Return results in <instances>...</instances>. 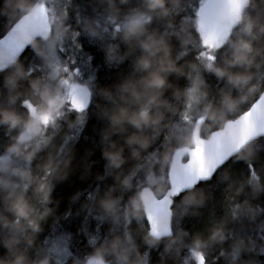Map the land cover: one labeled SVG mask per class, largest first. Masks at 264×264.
Segmentation results:
<instances>
[{"label": "trees", "instance_id": "16d2710c", "mask_svg": "<svg viewBox=\"0 0 264 264\" xmlns=\"http://www.w3.org/2000/svg\"><path fill=\"white\" fill-rule=\"evenodd\" d=\"M203 1L164 0L152 8L148 0H0V37L22 15L46 10L50 55L61 64L51 70L45 43L35 40L0 71V121L8 114L22 135L31 120L25 103L41 110V98L52 106L65 78L92 94L86 112L57 109L46 144L29 161L32 147L18 136L0 149L1 158L28 161L19 163L18 176L0 171V264H86L100 255L105 264H195L197 254L205 264H264V137L174 198L168 237L156 242L143 215L142 188L165 191L173 151L183 145L193 80L205 116L201 136L243 113L264 89V0L249 1L219 46L201 42ZM134 15L144 24L116 30ZM245 43L250 63L231 64ZM230 76L247 82L237 87ZM209 105L215 120L207 118ZM149 172L158 181L150 183ZM116 239L127 262L111 250Z\"/></svg>", "mask_w": 264, "mask_h": 264}, {"label": "water", "instance_id": "95a60500", "mask_svg": "<svg viewBox=\"0 0 264 264\" xmlns=\"http://www.w3.org/2000/svg\"><path fill=\"white\" fill-rule=\"evenodd\" d=\"M249 1L204 0L198 24L205 36L213 42L226 40L240 24ZM50 32L44 10L36 9L22 15L0 37V70L13 65L29 44L36 39H47ZM90 102V92L84 87H76L69 98V104L78 111L87 110ZM32 110L33 106L27 107L28 112ZM29 113L34 115L33 111ZM203 121L204 117H201L194 125L192 147H182L173 153L168 172L169 187L165 193L156 197L148 189L141 192L144 217L153 238L171 234L173 198L191 190L199 182L210 180L232 157L264 136V90L245 112L206 138L200 137ZM184 157L186 159L182 161ZM196 264H205L201 255L196 257Z\"/></svg>", "mask_w": 264, "mask_h": 264}, {"label": "rangeland", "instance_id": "374dc122", "mask_svg": "<svg viewBox=\"0 0 264 264\" xmlns=\"http://www.w3.org/2000/svg\"><path fill=\"white\" fill-rule=\"evenodd\" d=\"M43 7V6H41ZM145 22V17H143L142 15H134L131 17H127L123 20H121L120 22H116L114 24V27H118L119 31H123L125 33H129L131 32L134 28H137L141 25H143ZM51 25H52V20H51ZM200 31V37H201V42L203 45H210L213 44L215 46H219L220 43H210V41L204 36V34L202 33V31L199 29ZM45 44L43 45V47H45V49L47 48L48 51V55L46 57V60L48 63L52 64V69H56L57 67L61 66L60 64V60L58 59V57L56 55H50L52 53H54L55 51V43L51 42L50 40H47L44 42ZM67 60V57H66ZM51 67V65H50ZM52 73V72H51ZM68 78H65L63 80V92L60 95L59 99L57 101H55V103L50 106L47 107L46 104H43L44 102H41L42 99L40 98L39 100H36V102L42 105H40L42 107V109L40 110V107L37 108V113L35 111V114L32 117L30 116V113L32 114V111L27 112L29 114V118H31V120L27 123L26 129L25 131L22 133V135H17L21 124L19 125L18 128L13 127L12 125L6 126L3 125L2 127H0V149H2V147H5L6 145L9 146L10 144H12L14 138L19 139L20 143H26V146L32 147V149H30V155L28 154V156L26 157V159L29 161L30 157L32 156V153L40 148H42L47 140H45V135L47 134L46 129L51 125V120L54 117V114H56V111L59 107H63L64 104H67L66 109L69 108L70 110H73L72 107L69 105V98L70 95L72 94L73 89L75 88L74 84H71L70 81L68 83ZM198 84V82H197ZM197 84L194 83V80L192 82V84L189 87L188 93H187V105H186V110H185V115H184V123H185V128H186V132L180 137V143L185 145H188L191 143V131L192 128L194 126V123L196 121V119L198 117L201 116V113L198 110V100L196 98L198 92H199V87H197ZM200 84V83H199ZM78 85H83L85 87H87L89 90L90 88L86 85V84H78ZM28 105V104H27ZM82 119V117H81ZM25 125V124H24ZM189 130H188V129ZM54 131V130H52ZM13 132V133H12ZM48 139V138H46ZM45 140V141H44ZM19 142H17L16 144H18ZM15 153L19 151L20 146L16 145L15 146ZM18 154V153H16ZM12 160H8L7 158H1L0 157V171H2L3 173L7 174L11 173L14 176H18L19 170H17V166H20V164L23 163H27V162H23V160H19L17 158H11ZM20 163V164H19ZM19 164V165H18ZM6 169H10V170H6ZM10 171V172H9ZM22 180V178H20ZM147 179H149L150 183H154L156 181H158V178L154 177L151 175V173L149 172L147 175ZM163 183H160V186L162 187ZM159 187V188H161ZM92 259H96V258H92ZM91 263V261H88L86 264Z\"/></svg>", "mask_w": 264, "mask_h": 264}, {"label": "clouds", "instance_id": "9594fccd", "mask_svg": "<svg viewBox=\"0 0 264 264\" xmlns=\"http://www.w3.org/2000/svg\"><path fill=\"white\" fill-rule=\"evenodd\" d=\"M150 7L152 8H156V7H160L163 8L164 5V0H148ZM245 3L248 2V0H244ZM250 31V28L248 29ZM251 52V46L249 44H242L240 49H237V51L233 54L234 55V59L230 62L231 64L235 65V64H244V63H250V61L248 60V56L245 55L244 53H250ZM218 75H223L224 73L220 72L218 70ZM230 82H233L235 84V86L240 87L242 86L244 83L247 82V78L242 77V76H236V77H229ZM158 83H162V82H158ZM42 97L47 99V93H42ZM226 101L229 100L230 98L226 97L225 98ZM50 104H53L54 101L49 100ZM206 112L208 113L207 118L210 120H215L216 119V114L215 112L211 111V106L209 105L208 108L206 109ZM4 116V119L0 122H4V123H11L13 127L16 126V121L11 119L9 117L8 114H2ZM142 115H147L146 113H143ZM147 123V121H146ZM139 126V125H138ZM17 207V212L18 215H25L24 211L22 208H20L19 205L16 206ZM159 237L156 238V242H159ZM175 241H172V243H174ZM171 245H168L166 247V251L170 248ZM111 250L114 254H116L118 259H123L125 262H127V256H122L121 255V241L119 239H116L112 242L111 245ZM95 264H105V261L103 259V256L100 255L95 259Z\"/></svg>", "mask_w": 264, "mask_h": 264}, {"label": "bare ground", "instance_id": "6f19581e", "mask_svg": "<svg viewBox=\"0 0 264 264\" xmlns=\"http://www.w3.org/2000/svg\"><path fill=\"white\" fill-rule=\"evenodd\" d=\"M15 63V62H14ZM8 69V68H7ZM6 70V69H5ZM4 71V70H3ZM172 230V229H171ZM171 233H172V231H171ZM171 235V234H170ZM204 262H205V260H204Z\"/></svg>", "mask_w": 264, "mask_h": 264}, {"label": "flooded vegetation", "instance_id": "af4514ba", "mask_svg": "<svg viewBox=\"0 0 264 264\" xmlns=\"http://www.w3.org/2000/svg\"><path fill=\"white\" fill-rule=\"evenodd\" d=\"M1 72H3V71H1Z\"/></svg>", "mask_w": 264, "mask_h": 264}]
</instances>
